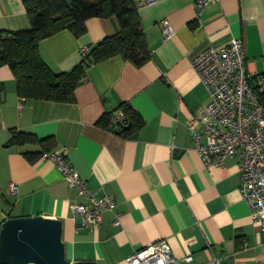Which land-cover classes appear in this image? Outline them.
<instances>
[{
  "label": "crops",
  "instance_id": "0c3cea01",
  "mask_svg": "<svg viewBox=\"0 0 264 264\" xmlns=\"http://www.w3.org/2000/svg\"><path fill=\"white\" fill-rule=\"evenodd\" d=\"M139 10L150 60L142 67L123 55L90 65L73 103L24 100L8 66L0 67V226L10 218L43 216L63 223L68 262L128 264L145 247L165 240L185 264L264 263V235L240 192L236 158L206 167L192 148L190 120L209 95L192 68L208 47L241 39L246 69L264 73V0H218L199 15L196 0H132ZM172 35L163 39L162 23ZM30 28L22 0H0V31ZM85 33L64 30L40 41L39 54L55 74L68 73L91 49L119 32L117 20L90 18ZM143 125L123 138L111 125L121 106ZM12 130L51 139L96 197L111 195L96 231L79 226L72 206L86 203L56 166L37 156L38 143L11 145ZM49 146V143H48ZM17 186V195L10 192ZM116 214L120 218L116 222Z\"/></svg>",
  "mask_w": 264,
  "mask_h": 264
},
{
  "label": "built area",
  "instance_id": "2783aa9c",
  "mask_svg": "<svg viewBox=\"0 0 264 264\" xmlns=\"http://www.w3.org/2000/svg\"><path fill=\"white\" fill-rule=\"evenodd\" d=\"M154 0H146L153 3ZM218 0H196L198 14ZM173 31L167 21L162 23V37L167 39ZM241 39H233L227 46L208 47L192 61V68L209 95L203 113L192 117V148L206 167L219 166L227 158H236L240 172V194L248 205L251 217L264 235V106L258 96L264 92V76L251 74L246 69V58ZM89 49L81 48L84 57ZM113 125L127 126V117L121 110L115 114ZM51 161L69 188L86 203L72 206L79 226L96 231L102 223V211L113 210L115 200L111 195L96 197L87 189L86 181L71 167L64 154L50 152L42 155ZM10 192L17 195V186ZM120 218L116 214V222ZM191 257H173L165 240L153 243L128 257V264H185ZM206 264H220L213 258ZM264 264V263H259Z\"/></svg>",
  "mask_w": 264,
  "mask_h": 264
},
{
  "label": "trees",
  "instance_id": "16d2710c",
  "mask_svg": "<svg viewBox=\"0 0 264 264\" xmlns=\"http://www.w3.org/2000/svg\"><path fill=\"white\" fill-rule=\"evenodd\" d=\"M30 20V28L21 31H0V67L8 66L17 81V94L24 100L73 103L74 90L84 78L86 69L111 57L120 55L136 67L150 60V53L141 24L137 4L132 0H22ZM114 17L119 32L97 43L68 73L55 74L39 54V43L58 32L67 30L75 37L85 33L90 18ZM264 76V73L262 74ZM264 106V92L258 96ZM120 109L127 117V126L111 125L109 115L99 125L118 129L126 138L143 125L138 113L129 106ZM53 141V140H52ZM51 139H37L35 135L12 130L11 145L38 143L41 154L53 149ZM49 143V146H48Z\"/></svg>",
  "mask_w": 264,
  "mask_h": 264
},
{
  "label": "water",
  "instance_id": "95a60500",
  "mask_svg": "<svg viewBox=\"0 0 264 264\" xmlns=\"http://www.w3.org/2000/svg\"><path fill=\"white\" fill-rule=\"evenodd\" d=\"M63 223L43 216L10 218L0 226V264H95L68 262Z\"/></svg>",
  "mask_w": 264,
  "mask_h": 264
}]
</instances>
